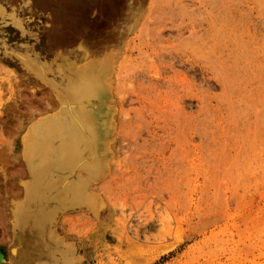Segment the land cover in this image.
I'll return each instance as SVG.
<instances>
[{
	"label": "rangeland",
	"instance_id": "obj_1",
	"mask_svg": "<svg viewBox=\"0 0 264 264\" xmlns=\"http://www.w3.org/2000/svg\"><path fill=\"white\" fill-rule=\"evenodd\" d=\"M0 6L27 39L0 18V264L30 182L27 131L78 70L104 81L107 153L84 172L90 202L52 219L65 256L35 264H264V0Z\"/></svg>",
	"mask_w": 264,
	"mask_h": 264
},
{
	"label": "bare ground",
	"instance_id": "obj_2",
	"mask_svg": "<svg viewBox=\"0 0 264 264\" xmlns=\"http://www.w3.org/2000/svg\"><path fill=\"white\" fill-rule=\"evenodd\" d=\"M29 10L22 9L25 13H30ZM15 11L17 9H11L7 13L0 6V18L18 31L15 43L25 47L27 39L23 29L26 23ZM65 28L57 32L63 38L74 31L72 24ZM55 72L60 74L59 70ZM74 73L66 81H53L58 112L42 117L26 134L23 154L30 182L17 214L15 238L10 249L12 264H35L52 256H65L53 241L52 219L58 210L90 202L83 189L89 175L99 171L106 157L105 130L109 126V111L100 109V99L106 89L104 81L88 70ZM84 172L88 173L87 179L83 177Z\"/></svg>",
	"mask_w": 264,
	"mask_h": 264
},
{
	"label": "crops",
	"instance_id": "obj_3",
	"mask_svg": "<svg viewBox=\"0 0 264 264\" xmlns=\"http://www.w3.org/2000/svg\"><path fill=\"white\" fill-rule=\"evenodd\" d=\"M23 190V189H22Z\"/></svg>",
	"mask_w": 264,
	"mask_h": 264
}]
</instances>
